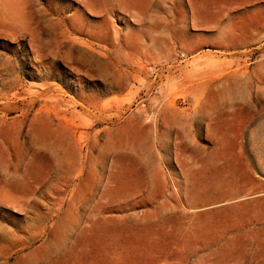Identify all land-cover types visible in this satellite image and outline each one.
I'll return each instance as SVG.
<instances>
[{"label":"rangeland","instance_id":"rangeland-1","mask_svg":"<svg viewBox=\"0 0 264 264\" xmlns=\"http://www.w3.org/2000/svg\"><path fill=\"white\" fill-rule=\"evenodd\" d=\"M122 1L0 0V264H264V0Z\"/></svg>","mask_w":264,"mask_h":264},{"label":"bare ground","instance_id":"bare-ground-1","mask_svg":"<svg viewBox=\"0 0 264 264\" xmlns=\"http://www.w3.org/2000/svg\"><path fill=\"white\" fill-rule=\"evenodd\" d=\"M11 1H12V0H11ZM123 1H124V0H123ZM123 1H122V2H123ZM5 3H6V2H5ZM5 3H4V4H5ZM12 5H13V4H12ZM11 8H12V7H11ZM10 11H12V10H10ZM10 11H9V13H10ZM10 19H11V18H10Z\"/></svg>","mask_w":264,"mask_h":264}]
</instances>
